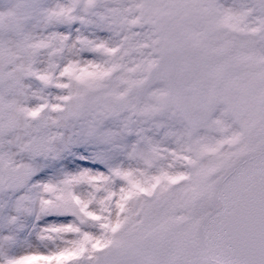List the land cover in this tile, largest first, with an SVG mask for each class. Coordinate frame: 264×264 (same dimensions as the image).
I'll use <instances>...</instances> for the list:
<instances>
[{
	"label": "snow or ice",
	"instance_id": "snow-or-ice-1",
	"mask_svg": "<svg viewBox=\"0 0 264 264\" xmlns=\"http://www.w3.org/2000/svg\"><path fill=\"white\" fill-rule=\"evenodd\" d=\"M0 264H264V0H0Z\"/></svg>",
	"mask_w": 264,
	"mask_h": 264
}]
</instances>
